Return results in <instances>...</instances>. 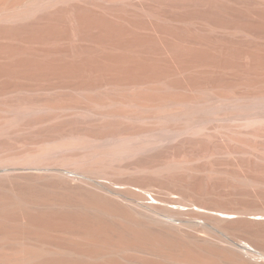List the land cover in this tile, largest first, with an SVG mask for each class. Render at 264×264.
Segmentation results:
<instances>
[{"label":"rangeland","instance_id":"obj_1","mask_svg":"<svg viewBox=\"0 0 264 264\" xmlns=\"http://www.w3.org/2000/svg\"><path fill=\"white\" fill-rule=\"evenodd\" d=\"M254 95L264 98V0H0V239L17 226L40 238L52 237L53 229H83L78 217L90 221L101 215L97 206L105 207L98 180L137 192L140 202L172 191L212 209L264 204V188L257 198L242 180H264V124H253L245 105ZM230 97L248 101L238 106ZM169 100H201L208 109L178 117L188 106ZM172 127L187 128L171 136ZM129 134H139L137 143L156 139L157 145L103 160L109 144L98 142ZM89 139L97 143L66 152L79 158L62 167L60 155H36L59 165L63 177L36 164L25 168L20 160L27 153L36 158L52 143ZM94 152L108 163L109 175L81 171L95 162ZM81 153H89L90 162ZM172 165L173 171L164 169ZM118 201L107 211L132 214ZM233 229L226 233L235 241L264 248L242 223ZM183 230L186 239L197 237L198 262L248 260L238 246L216 242L226 239L216 230ZM2 239L0 264H22L24 253ZM210 249L214 255L206 256ZM72 258L31 264H105Z\"/></svg>","mask_w":264,"mask_h":264},{"label":"bare ground","instance_id":"obj_2","mask_svg":"<svg viewBox=\"0 0 264 264\" xmlns=\"http://www.w3.org/2000/svg\"><path fill=\"white\" fill-rule=\"evenodd\" d=\"M236 98L237 97L235 98L230 97L228 98V100L229 102L232 101L233 104H235L236 102L239 103L238 106L242 105L241 103L248 101V99L246 98L245 100L247 101L242 99V97L241 99L240 97H238V99ZM211 99L213 100L214 98H210V100ZM217 99H214L215 100L214 103L218 102L216 101ZM250 99L251 102L249 103ZM250 99L247 102V104L243 103V105L245 104L252 109L253 115L252 117H250L251 118L250 121L253 124H257V125L264 124V115L261 112L262 111L261 108H263L264 106V104L262 106V103H264L263 101L264 98L257 97L254 95L253 97H250ZM228 100L226 99L227 102ZM173 103H171L170 105H172ZM175 103L178 104L181 103L184 106L186 105L185 107L183 106V108H187V106L189 108V109L187 108L186 110L182 109V112H180L181 109H179L178 112L180 113L178 112L176 113L178 117L179 115L181 116L185 114L187 115L189 113V112L187 113V111L191 109L194 110L195 109L197 110V108H199V110L205 108H206L205 110L208 109V107H206L204 102H202L201 100H192V101L190 100L187 103L182 101H178V102L176 101ZM32 108H38V107L32 106ZM27 109H29V107ZM205 110L202 111L205 112ZM175 112H171L173 114L170 115L172 117L174 116L177 117V115H174ZM187 126L189 127V125ZM186 128L172 127L171 129L167 130L168 129L167 128L166 130L169 133H171L170 134L171 136H175L178 135L179 132L181 133L184 132L183 130L184 129L186 130ZM257 136L258 134L255 133V137ZM109 137L110 136H107L108 139L107 138H104L102 140L99 139L101 141L98 140L99 141L98 144L103 145L107 143L110 145V146L107 145V148L105 145H103L107 149L104 150V152H102L103 150L101 151L102 153L94 152V155L92 153L93 155L92 157L89 155V153L88 155L84 153L80 154L83 156L87 155L85 157L88 159V161H89V157H91L90 158L91 161L94 158L96 159L95 162L93 161L94 162L93 164L92 162L91 164L88 163V166L83 167L81 171H83L84 173L87 172V174L88 173L92 174L93 176L104 177L110 174V172L108 171L110 169L108 168L107 170L106 166H108V163L105 164L106 166H104L103 164L104 161H102V159H98L100 154H102V158H104L103 160L109 161L111 160V158L112 159L119 157L122 158L129 156L130 154L131 155L137 154L140 151L146 149L147 147L156 144V139L145 140V141H141L140 143L139 142L137 143L135 140H137L136 138L139 137V134L124 135L118 137L117 139L113 137L112 140H109ZM111 138L112 137H110V139ZM92 142L91 140L88 143L86 142V140L84 142H75L74 140L73 141L67 140L61 143L58 142V144L52 143L53 145L49 146L48 150L47 151L45 150L44 153L39 151L40 153L36 152V154L34 153L33 154L35 156L37 154H40L42 155V157L49 155L50 156L60 155L61 161L58 163H60L59 165H61L62 167V165H66L68 161L69 162L71 161V163H73L72 161L76 160V157H78V155L76 156L77 153L67 154L66 152L74 151L77 148L85 149L86 147L87 149L91 145L88 144ZM94 143H97V141H94L92 144ZM256 151L259 150L255 146L253 152L258 154V152ZM95 153L96 154L100 153V154L99 155L97 154L98 157H96ZM27 155H25L26 158L24 156V159L22 158L20 160H22V162H25L26 164L27 163H29L30 165L36 164L37 166L34 165L33 166L34 168L38 167L37 169L44 170L45 172L51 171L55 176H60V177L64 176L63 170L59 167V165H53L51 163L50 164L43 163L44 158L41 157L39 158L38 157L39 155L36 156L37 159L35 157L31 158L30 157L31 155L30 156L28 155L27 157ZM27 158H31V159H27ZM100 161L101 163L102 162L103 163L100 164L99 163ZM6 164L9 165L10 163L9 164L6 163ZM26 164H23V167L24 166L25 168H27L26 166L29 167V164L27 165ZM21 166L22 165H20V167ZM173 166L175 165H172V167L171 166L166 167L164 169H166V171L169 170L168 172H170L171 169L174 168L176 169V167ZM20 167L18 166V168ZM158 172H160V169L158 170ZM242 180L246 181L245 183H247L252 188V191L254 192V196L260 198L259 192L261 191L260 189L264 188V180L256 176L252 178L250 177V179H242ZM95 184H96L95 188L100 190L105 197L103 199L106 201L102 203L103 205L105 204L104 209L106 210L102 209L103 207L101 206L100 209L102 210H100L97 206L96 209H98L99 212L101 211V215L102 213H104L102 215L103 217H100L101 215L100 216L96 215L97 216L96 217L95 215L93 216V214H90L92 215V217H96V218L91 217L92 218L90 220L91 222L88 219H85L86 216H84L83 219L78 217L79 222L77 219L76 221L79 224L81 223L84 225L83 229L80 228L82 227V225H80L79 227L80 229L74 228L76 230L73 229L67 230L68 228L62 230L63 229L62 228L60 231L58 229H57L58 231H56L55 229H53L51 232V234L53 235L52 237L48 236L47 238H40L37 236L34 237L31 236L30 230H27V232L24 230L25 234H21L23 231L20 232L21 230H19L18 229L19 227L16 225L17 228L16 227L14 228L13 230L14 232L12 231H11L12 233L10 232L12 235L9 234V236L10 235L11 236L10 237L8 236L10 238L8 239L9 241L7 240L8 238L6 237L7 235L5 237L3 236L4 239L2 238L1 239L7 240L8 241L7 243L9 244L11 243L14 246V248L15 247L17 248L16 250H20V252L24 253L23 256H21L22 262L20 261L22 264H31L34 263L35 261L43 259V257H46V259L51 258L50 260H52L53 258H55V256H58L59 258L73 257L76 259L74 261H79L80 259H86L89 260V262L91 261V263L94 262L96 263V261H101L105 264H127V263L151 264L146 260L148 257L150 258L156 257L158 259H163L165 261H169L170 262L169 264H264V248H258L256 246L254 247L245 241L239 243L234 239H232L231 237H229L228 234L226 233L228 229L236 228L237 224L242 223L247 228L250 234H252L255 238L261 240L264 243V204H255L251 207H237V208L221 205L219 207L217 206L215 209L214 208L212 209V208H208V206L205 207V205L203 206H200V204L196 205L197 203H195L193 199L189 198L187 195L184 194L175 197L173 196L175 192L172 191L166 192V194L162 198L160 197L157 198L156 196L150 194V197L152 199L151 201L140 202V198L137 192L128 191L127 189L126 191L123 188H121L120 187L121 185L119 184H116L118 186H113L111 183H106L105 181L102 180L95 181ZM118 200L121 201L120 203H125L126 205L124 207L127 206L129 209H131L133 211L131 212L132 214H128V216H125L123 213L122 215L119 214V212H117L118 214L115 212L113 213L110 211L108 212L107 207L109 206L110 208V205L108 203H112ZM89 208L92 207H86L85 209L91 211V209ZM69 219L73 220L75 219V217H71V218L67 217V220L71 223V220ZM74 222L75 220L72 223L74 224ZM26 223L28 224V222ZM26 223H24V225ZM90 223L92 225H98L99 227L97 226V228L94 227L90 228ZM28 225L29 226L27 227H29L30 229H34V227L33 228L31 227L34 226L32 223H29ZM102 228H107V229H102ZM183 228H187L190 231H194V232H199V231L205 232V230L207 229L216 230L222 236H224V238H226V239L218 238L216 239L217 240L216 242L225 241L228 244V247L231 248L233 246L235 247L238 246L239 249L241 248L244 251V253H246V254L243 253V255H247L248 260L247 261L244 260V262H232V263L218 262L214 260L211 261L205 260L202 262H198L196 261L197 259L195 260V258L197 257V255L202 254V252H200L201 250L198 249L199 247L196 248L195 246L192 245L195 243L193 240H197V237L195 236L192 237L193 240L186 239L185 237L188 236L187 234L188 232L184 231ZM185 240H188L191 245L186 246L185 245L186 243H184ZM209 240L205 239L204 237H202L201 239L202 242H207ZM210 242L212 243V241ZM157 247H160V249ZM168 247L176 248L177 252L169 253L170 251H166V249L165 252L163 248H168ZM137 253L143 256V258L138 257L139 255L136 256ZM205 255L211 256L214 255V253H212L210 249V251L207 250V254ZM16 264H18V262Z\"/></svg>","mask_w":264,"mask_h":264}]
</instances>
